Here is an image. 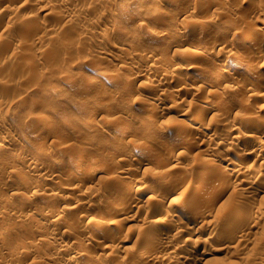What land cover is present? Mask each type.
Returning <instances> with one entry per match:
<instances>
[{
    "label": "rangeland",
    "instance_id": "1",
    "mask_svg": "<svg viewBox=\"0 0 264 264\" xmlns=\"http://www.w3.org/2000/svg\"><path fill=\"white\" fill-rule=\"evenodd\" d=\"M0 142V264H264V0H0Z\"/></svg>",
    "mask_w": 264,
    "mask_h": 264
},
{
    "label": "bare ground",
    "instance_id": "2",
    "mask_svg": "<svg viewBox=\"0 0 264 264\" xmlns=\"http://www.w3.org/2000/svg\"><path fill=\"white\" fill-rule=\"evenodd\" d=\"M160 1H161V0H160ZM165 1H167V0H165ZM172 1H173V2H176V3L179 2V0H172ZM126 4H127V3H126ZM174 4H175V3H174ZM166 5H167V4H166ZM168 5H169V4H168ZM164 7H165V6H164ZM166 8H167V7H166ZM166 8H165V9H166ZM187 8H188V7H187ZM160 10H161V9H160ZM163 10H164V9H163ZM168 10H169V9H168ZM152 23H153V22H152ZM152 23H151V25H146V27H147V31L150 32V33H151V32H157V29H158V28H156ZM146 24H147V22H146ZM154 24H156V23H154ZM142 25H143V24L141 23V26H142ZM144 27H145V26H144ZM144 27H143V28H144ZM146 27H145V28H146ZM143 28H142V29H143ZM203 29H204V28H203ZM143 30H144V29H143ZM158 30H159V29H158ZM161 30H163V29H161ZM183 30H184V29H183ZM159 31H160V30H159ZM164 31H165V30H164ZM144 32H146V30H144ZM148 32H146V33H148ZM160 32H162V31H160ZM160 32H159V33H160ZM167 32H168V31H167ZM150 33H148V34H150ZM164 33H165V32H164ZM148 34H147L146 36H149V37L152 38V36H150V35H148ZM157 34H158V33H157ZM154 35H156V34L154 33ZM183 35H185V34H183ZM249 35H250V34H248V36H249ZM256 35H257V34H256ZM146 36H145V37H146ZM157 36H160V35L158 34ZM162 36H164L163 33H162L161 37H162ZM246 36H247V35H246ZM248 36H247V37H242V38H240L237 42H238V43H243V42H245L246 39L250 38V37H248ZM251 36H252V35H251ZM251 38H252V37H251ZM250 41H251V40H250ZM250 41H249V42H250ZM234 45H235V44H234ZM235 46H236V45H235ZM235 46H234V47H235ZM237 49H238V48H237ZM152 50H155V49L152 48ZM148 51H149V50H148ZM232 51H233V50H232ZM156 52H157V51H156ZM153 54H154L153 52H149L148 54H146V55H147L146 57H148V58L152 57V58H153V56H154ZM155 54H157V53H155ZM236 55H237V54H235L234 56H236ZM237 56H238V55H237ZM146 57H145V58H146ZM154 57H155V56H154ZM244 57H245V56H244ZM238 58H239V57H238ZM141 59H142V58H141ZM143 59H144V57H143ZM233 59H234V58H233ZM147 60H149V59H147ZM239 60L241 61L242 58L239 59ZM145 61H146V60H145ZM240 61H239V62H240ZM151 62H152V61H151ZM237 62H238V60H237ZM146 63H147V61H146ZM241 63H242V62H241ZM153 64H154V62H153ZM223 64H224V63H223ZM223 64H222L221 66H218V68H217V73H218V74H217V75L215 74L217 77H215V76L213 75V76L217 79V80L215 79V80H216V83H217V81H221V80L224 78V75H221L222 73H224L226 70H227V71H226V73H227L228 71H230V69H233V67H232V68H229L230 66H228V65H223ZM158 65H159V64H158ZM158 67H159V66H158ZM245 67H246V66H245ZM156 68H157V67H156ZM237 68H238V67H237ZM234 69H235V68H234ZM158 70H159V68H158ZM214 70H215V69H214ZM246 70H247V69H246ZM234 71H235V70H234ZM214 73H215V72H214ZM229 73H230V72H229ZM233 73H234V72H233ZM233 76H234V75H233ZM214 77H213V78H214ZM228 77H229V76H228ZM231 77H232V76H231ZM235 77H236V76H235ZM225 78H226V77H225ZM231 79H232V78H230V80H231ZM234 79H235V78H234ZM215 80H214V81H215ZM225 80H226V79H225ZM236 80H237V78H236ZM234 81H235V80H234ZM238 81H239V82H238ZM238 81H236L235 83L229 84L228 86H227V84H226V86L228 87V89L231 91V92L228 91L229 94L231 93V95H232V94H234V92H237V94H238V93L240 92V90L244 87L243 84H242V85L239 84L242 80H241V81L238 80ZM211 82H212V81H211ZM222 82H223V81H222ZM237 82H238V83H237ZM212 83H213V82H212ZM218 83H219V82H218ZM226 83H227V82H226ZM228 83H229V82H228ZM241 83H242V82H241ZM243 83H244V82H243ZM209 84H210V83H209ZM220 84H221V83H220ZM224 84H225V83H224ZM224 84H223V86H224ZM184 85H185V84H184ZM245 86H246V85H245ZM154 87H157V85L154 86ZM180 87H181V86H180ZM250 87H251V86H249L248 89H250ZM214 88H215V86H214ZM224 88H226V87H224ZM251 88H252V87H251ZM216 89H217V87H216ZM245 89H246V87H245ZM245 89H244V90H245ZM255 89H256V88H255ZM224 90H225V89H224ZM242 90H243V89H242ZM242 90H241V91H242ZM214 91L217 92V90H214ZM219 91H220V90H219ZM225 91H226V90H225ZM252 91H253V90H252ZM226 92H227V91H226ZM228 92H227V93H228ZM232 92H233V93H232ZM256 92H257V91H256ZM249 93H250V90H249ZM258 93H259V92H257V94H258ZM216 94H217V93H216ZM222 94H223V93H222ZM229 94H228V95H229ZM252 94H254V93H251L250 95H252ZM255 94H256V93H255ZM262 94H263V92H262ZM234 95H235V94H234ZM215 96H216V95H215ZM219 96H220V95H219ZM248 96H249V94H248ZM154 97H155V96H154ZM159 98H160V97H159ZM220 98H221V97H220ZM220 98H217V97L214 98V97H212V96H211L210 98H207L208 101L206 100L207 103L202 107V108H203L202 110H203V111H206V112H207V110H209V109H210V110H213L212 108L215 107V105H217V104L219 103V99H220ZM222 98H223V97H222ZM247 98H248V97H247ZM223 99H224V98H223ZM244 99H245V98H244ZM136 100H137V99H136ZM147 100H148V99H147ZM151 100H152V99H151ZM248 100H249V99H248ZM149 101H150V98H149ZM245 101H246V100H245ZM220 102H222V101H220ZM149 103H150V107H151V105L157 106V104H159V101H157V100H152V101L149 102ZM223 103H224V102H223ZM249 103H250V102H249ZM249 103H247V104H249ZM220 105H221V106H220ZM174 106H175V104H174ZM201 106H202V104H201ZM219 106L222 107L223 105L219 103ZM147 107H148V106H147ZM152 107H153V106H152ZM177 107H178V106H177ZM216 107H217V106H216ZM220 107H218V108H220ZM161 108H162V107H161ZM164 108H165V107H164ZM199 108H200V107H199ZM154 109H155V107H154ZM156 109L158 110V108H156ZM165 109H166V108H165ZM175 109H176V107H175ZM196 110H197V109H196ZM200 110H201V109H200ZM200 110H199L198 112L201 113L202 110H201V111H200ZM99 111H100V110H99ZM99 111L97 110V111L94 112L92 115H93L94 117H95V116L97 117ZM177 111H178V110H177ZM214 111H215V110H214ZM153 112H156V111L153 110ZM153 112H152V113H153ZM158 112H159V111H158ZM158 112H157V113H158ZM194 112H195V111H194ZM206 112H205V113H206ZM211 112H212V111H211ZM212 113H213V112H212ZM162 114H163V113H162ZM196 114H197V113H196ZM201 114H202V113H201ZM157 115H158V114H157ZM197 115H198V114H197ZM93 116H92V117H93ZM201 116H202V115H201ZM94 117H93V118H94ZM205 117H206V114H205ZM201 118H202V117H201ZM203 118H204V117H203ZM94 119H95V118H94ZM200 120H201V119H200ZM201 121H202V120H201ZM101 123L103 124V122H101ZM201 124H202V122H201ZM203 124H204V122H203ZM166 125H167V124H166ZM169 125H170V124H169ZM98 126H99V125H98ZM206 126H208V125H206ZM100 127H101V126H100ZM102 127H103V126H102ZM164 127H165V126H164ZM172 128H173V127H172ZM200 128H201V127H200ZM207 128H208V127H207ZM229 128H231V127H229ZM102 129H103V128H102ZM163 129H164V128H163ZM224 130H225V129H224ZM228 130H229V129H228ZM205 131H206V130H205ZM226 131H227V130H226ZM163 132H164V131H163ZM178 132H179V130H178ZM181 132L184 133V131H181ZM215 132H216V131H215ZM230 132H231V131H230ZM175 133H177V132H175ZM179 134H180V133H179ZM189 134H190V133H189ZM211 134H212V133H211ZM214 134H215V133H214ZM214 134L211 135L210 137H211V138H214V137L217 136L216 134H215V135H214ZM176 135H177V134H176ZM235 135H236V134H235ZM189 136H190V135H189ZM191 136H193V135H191ZM208 136H209V135H208ZM240 136H241V135H240ZM177 137H178V135H177ZM179 137H180V136H179ZM179 137H178V138H179ZM187 137H188V136H187ZM219 137H220V136H219ZM226 137H227V136H226ZM231 137H232V136H231ZM236 137H237V136H236ZM183 138H184V137L182 136V139H181V137H180L181 140H180V139H177V140H179V143L182 142ZM216 138H217V137H216ZM185 139H187V138H185ZM185 139H184V143H187V144L189 143L188 141L192 140L191 137H189L190 140H189V139H188V140H185ZM175 140H176V139H175ZM219 140H220V139H219ZM194 141H195V140H194ZM238 141H239V140H238ZM191 143H192V142H191ZM170 144H171V143H170ZM173 144H174V143H173ZM181 144H182V143H181ZM187 144H186V145H187ZM195 144H197V143H195ZM195 144H194V146H195ZM232 144H233V143H232ZM236 145H237V144H236ZM4 146H5V145H3V143L0 142V150L4 149ZM187 146H188V145H187ZM222 146H223V145H222ZM169 147H170V146H169ZM15 149H16V148H15ZM21 149H22V148H20V149H16V150H15V153H18V154L21 153V151H23V150H21ZM217 150H218V149H217ZM219 150H221V149H219ZM215 151H216V150H215ZM226 151H227V150H226ZM219 152H220V151H219ZM224 152H225V151H224ZM220 153H221V152H220ZM225 153H226V152H225ZM16 156H17V155H16ZM37 157H38V156H37ZM153 157H154V156H153ZM153 157H152V158H153ZM83 158H84V157H81L80 160H83ZM86 158H87V156H86ZM212 158H213V157H212ZM150 159H151V158H150ZM153 159H154V158H153ZM224 159H225V158H224ZM78 163H79V162H78ZM209 163H210V162H209ZM226 164H227V163H226ZM78 165H79V164H78ZM208 165H209V164H208ZM210 165H213V167H214V166H218V167H219V165H222V162H221L220 158H214L213 161H212V164H210ZM79 166H80V165H79ZM81 166H83V164H82ZM205 166H206V165H205ZM205 166H204V167H205ZM223 166H224V165H223ZM238 166H239V165H238ZM92 167H93V166H92ZM210 167H211V166H210ZM210 167H208V169L205 168V169H207L206 171H209V168H210ZM94 168H95V167H94ZM98 168H99V167H98ZM237 168H238V167H237ZM78 169H80V167H79ZM95 169H96V168H95ZM201 169L203 170L204 168L201 167ZM201 169H200V171H201ZM205 169H204V170H205ZM215 169H217V167H215ZM88 170H89V169H88ZM88 170H87V171H88ZM93 170H94V169H93ZM218 170H220V169H218ZM221 170H224V168L221 169ZM91 171H92V169H91ZM96 171H97V170H96ZM99 171H100V170H99ZM212 171H213V170H212ZM238 171H239V170H238ZM72 172H74V171L72 170ZM94 172H95V170H94ZM203 172H205V171H203ZM209 172H210V171H209ZM209 172H208V173H209ZM78 173H79V172H78ZM86 173H87V172H86ZM89 173H90V171H89ZM92 173H93V171H92ZM92 173L89 174V175H92ZM223 173H224V172H223ZM225 173H226V172H225ZM72 174L74 175L75 173H72ZM79 174H80V173H79ZM79 174H77V175L79 176ZM93 174H94V173H93ZM118 174L120 175V173H118ZM181 174H182V173H181ZM199 174H200V173H199ZM203 174H205V173H203ZM229 174H230V173H229ZM231 174H232V173H231ZM66 175H68V174H66ZM83 175H85V174H83ZM95 175H96V174H95ZM43 176H45V175H43ZM69 176H71V174H70ZM74 176H75V175H74ZM74 176H73V177H74ZM78 176H77V178H79ZM81 176H82V174H81ZM92 176H93V175H92ZM152 176L155 177V176H157V175L154 176V175L152 174ZM203 176H205V175H203ZM229 176H230V175H229ZM168 177H169V176H168ZM168 177H167V178H168ZM170 177H171V176H170ZM170 177L168 178L169 181H171V180H170ZM206 177H207V176H206ZM44 178H45V177H44ZM71 178H72V176H71ZM74 178H75V177H74ZM118 178H119V177H118ZM120 178H122V177H120ZM180 178H181V177H180ZM185 178H186V177H185ZM201 178H202V174H201V177H200L199 179H200V181H203L204 177H203V179H201ZM41 179H42V178H41ZM69 179H70V177H69ZM75 179H76V178H75ZM172 179H173V178H172ZM182 179H183V178H182ZM182 179H181V180H182ZM47 180H48V179H47ZM70 180H71V179H70ZM174 180H175V179H174ZM179 180H180V179H179ZM71 181H72V180H71ZM73 181H74V180H73ZM163 181H165V183H166V181H168V180L166 179V176H165V179H164ZM186 181H187V180H186ZM186 181H185V182H183V181H178V182H177V180H176L174 183L177 182V185L174 184V186H175V187L177 186L178 188H182V189H183V188H189L188 186H189L190 183L187 184ZM171 182H173V181H171ZM190 182H192V181H190ZM149 183H150V182H149ZM149 183H148V185H147V182H146V184H145V183L140 182V181H130V182H128V183L126 184V187H125V188L127 189V192H126V193H128V195H131V196L133 195V196H135L134 194H136L137 192L142 191L143 189H145L146 185H147V187L149 186V187H152V189H153V186H154V185L151 186V184L149 185ZM165 183H164V184H165ZM69 184H70V183H69ZM74 185H75V184H74ZM161 185H162V184H161ZM190 185H191V184H190ZM221 185H222V184H221ZM71 186H72V185H71ZM93 186H94V185H93ZM97 186H98V185H97ZM149 187H148V188H149ZM155 187H156V186H155ZM34 188H35V187H34ZM68 188H69V187H68ZM74 188H76V187L74 186ZM123 189H124V188H123ZM123 189H122V190H123ZM126 189H125V190H126ZM150 189H151V188H150ZM32 190H34V189H32ZM69 190H70V189H69ZM125 190H124V191H125ZM146 190H149V189H146ZM184 190H185V189H184ZM34 191H35V190H34ZM144 191H145V190H144ZM36 192H37V191H36ZM38 192H39V191H38ZM38 192H37V193H38ZM186 192H187V191H186ZM33 193H34V192H33ZM123 193H124V192H123ZM35 194H36V193H34V195H35ZM124 194H125V193H124ZM210 194H211V193H210ZM32 195H33V194H32ZM37 195H38V194H37ZM119 205H120V204H119ZM116 206H117V205H116ZM240 206H241V205H240ZM118 208H119V206H118ZM118 208H117V209L115 208V211L118 210ZM148 208H149V207H148ZM185 208H186V207H185ZM247 208H248V207H247ZM192 209H193V208H192ZM237 209H238V208H237ZM240 209H241V208H240ZM244 209H246V208H242L241 213L243 212ZM45 210H46V209H45ZM119 210H121V209L119 208ZM122 210H123V209H122ZM122 210H121V211H122ZM146 210H147V209H146ZM200 210H201V209H200ZM238 210H239V209H238ZM238 210H237V211H238ZM40 211H41V210H40ZM42 211H44V210H42ZM149 211H150V210H149ZM237 211H236V212H237ZM119 212H120V211H119ZM122 212H123V211H122ZM146 212H147V211H146ZM244 212H245V211H244ZM42 213H43V212H42ZM45 213H46V212H45ZM237 213H239V211H238ZM124 214H125V213H124ZM198 215H199V214H198ZM188 216H189V215H188ZM125 218H126V217H125ZM178 218H179V217H178ZM180 219H182V218H180ZM180 219H178V220L175 222L177 225H179V224H181V223L183 224V220H180ZM185 219H186V218H185ZM90 220H91V219H90ZM122 220H123V218H122ZM175 223H174V224H175ZM186 224H187V222H186ZM101 225H102V224H101ZM188 225H189V224H188ZM188 225H187V226H188ZM190 225H191V224H190ZM100 227H101V226H100ZM159 228H160V229H158V228H157V229H153V230H155V231H153V232H156L157 235L162 236V237L164 236V234L167 235V234H166L167 231L165 230V228H161V227H159ZM168 231H169V229H168ZM178 231H179V229H178ZM169 233H170V231H169ZM160 238H161V237H160ZM152 248H154V247H152ZM179 256H180V255H179ZM138 257H139V256H138ZM141 258H144V255H143V257H141ZM174 258H175V257H174ZM177 258H178V257H176V259H177ZM183 258H184V256H183ZM139 259H140V258H139ZM176 259H175V260H176ZM180 260H181V259H180Z\"/></svg>",
    "mask_w": 264,
    "mask_h": 264
}]
</instances>
